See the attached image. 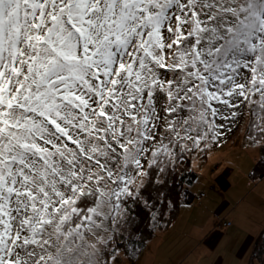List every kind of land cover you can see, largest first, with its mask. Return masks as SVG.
Segmentation results:
<instances>
[{
  "label": "snow or ice",
  "instance_id": "snow-or-ice-1",
  "mask_svg": "<svg viewBox=\"0 0 264 264\" xmlns=\"http://www.w3.org/2000/svg\"><path fill=\"white\" fill-rule=\"evenodd\" d=\"M242 105L264 151V0H0V264H135L143 178Z\"/></svg>",
  "mask_w": 264,
  "mask_h": 264
},
{
  "label": "rangeland",
  "instance_id": "rangeland-1",
  "mask_svg": "<svg viewBox=\"0 0 264 264\" xmlns=\"http://www.w3.org/2000/svg\"><path fill=\"white\" fill-rule=\"evenodd\" d=\"M240 111L243 119L224 121L230 131L224 130L211 147L204 148L202 145L203 150L186 151L194 170L199 173L191 190L194 195L203 191L207 197L203 198L202 204L196 201L184 204L177 221L147 242L134 260L135 264H214L219 253L226 256L225 264H249L248 252L242 259L236 255L229 257L240 239L254 233L255 223L264 222V176L251 173L258 162L257 171L264 172V151L260 144L254 145L247 134L252 119L249 109L242 105ZM216 120L220 123L219 117ZM260 143L264 144V141ZM222 175L230 187L224 193L219 190L221 186L216 179ZM137 184H140V179H137ZM220 207L224 209L215 222L227 219L236 222L235 226L221 230L226 235L219 237L215 252L205 247L193 252V245L201 239L200 232L211 214ZM197 223L198 227L195 226ZM119 258V264H132L122 251Z\"/></svg>",
  "mask_w": 264,
  "mask_h": 264
},
{
  "label": "trees",
  "instance_id": "trees-1",
  "mask_svg": "<svg viewBox=\"0 0 264 264\" xmlns=\"http://www.w3.org/2000/svg\"><path fill=\"white\" fill-rule=\"evenodd\" d=\"M247 134L253 136L255 132L249 127ZM177 157L174 164L167 165L165 173L156 171L155 174L144 178L140 200L135 204L129 200V211L131 213L134 210L135 215L139 218V228L142 235V242L140 237L136 239V251L132 253V260L138 258L149 240L156 237L158 233L169 229L176 222L184 204L191 203L195 199L191 187L199 177V173L194 170L192 159L186 151L182 154L178 153ZM259 166V162L256 163L251 173L264 176L263 171H257ZM161 190L167 193V199L172 203H158L157 208L151 210L145 208L143 200L145 198L152 201L160 200L158 193ZM154 214L155 218H153ZM123 248L122 243L120 251L124 252ZM262 258H264V230L252 244L249 264H262Z\"/></svg>",
  "mask_w": 264,
  "mask_h": 264
},
{
  "label": "crops",
  "instance_id": "crops-1",
  "mask_svg": "<svg viewBox=\"0 0 264 264\" xmlns=\"http://www.w3.org/2000/svg\"><path fill=\"white\" fill-rule=\"evenodd\" d=\"M216 179L218 182V186H221V188L219 187V190L223 193L227 192L230 187H229V183L224 179V176L222 175ZM215 190H217V188H215ZM205 197H207V194H205L203 198ZM200 204H202V201ZM225 206L226 204H224V207ZM223 209H224L223 207H220L211 214V217L209 218V220L206 222L205 226L203 227L204 229L200 232L201 239L197 240L198 242L193 245V248H192L193 252H197L201 250L203 247L207 248V250H209L210 252L212 251L215 252L217 248L216 243L218 242L219 237L223 238L226 235V233L224 234V232H221V230L226 231L227 229H230L235 226L236 222H232V221L230 225H224L223 223L227 219H225L223 222H220V221L215 222L217 216L222 213ZM197 224L198 225H195L196 227L199 226V223ZM263 230H264V222H256L253 227L254 233L247 234L245 235L244 238L238 241L236 247L230 252L231 254H230L229 259L231 258V255H234V256L236 255L237 258L242 259L246 256L247 252H248V256H250L252 244L254 240L263 232ZM225 263H226V256L219 253L216 256L214 264H225Z\"/></svg>",
  "mask_w": 264,
  "mask_h": 264
},
{
  "label": "built area",
  "instance_id": "built-area-1",
  "mask_svg": "<svg viewBox=\"0 0 264 264\" xmlns=\"http://www.w3.org/2000/svg\"><path fill=\"white\" fill-rule=\"evenodd\" d=\"M204 196H205V192H200V194L196 196V200H197L198 202H201V199H202ZM225 224L230 225V224H231V221L227 220V221L225 222Z\"/></svg>",
  "mask_w": 264,
  "mask_h": 264
},
{
  "label": "bare ground",
  "instance_id": "bare-ground-1",
  "mask_svg": "<svg viewBox=\"0 0 264 264\" xmlns=\"http://www.w3.org/2000/svg\"><path fill=\"white\" fill-rule=\"evenodd\" d=\"M202 192H203V191H202ZM198 195H199V194H198ZM196 196H197V195H195V199H194V201L198 202V201L196 200ZM202 199H203V198H202ZM202 199H201V201H202ZM199 203H201V202H199ZM226 221H227V220L224 221V223H223L224 225H227V224H225Z\"/></svg>",
  "mask_w": 264,
  "mask_h": 264
}]
</instances>
